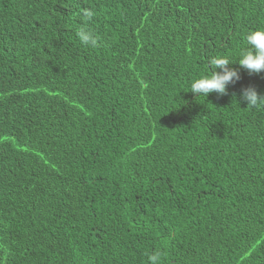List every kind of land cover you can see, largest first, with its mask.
I'll list each match as a JSON object with an SVG mask.
<instances>
[{
	"label": "trees",
	"instance_id": "16d2710c",
	"mask_svg": "<svg viewBox=\"0 0 264 264\" xmlns=\"http://www.w3.org/2000/svg\"><path fill=\"white\" fill-rule=\"evenodd\" d=\"M257 29L264 0H0V264H264ZM215 56L241 78L197 97Z\"/></svg>",
	"mask_w": 264,
	"mask_h": 264
},
{
	"label": "clouds",
	"instance_id": "9594fccd",
	"mask_svg": "<svg viewBox=\"0 0 264 264\" xmlns=\"http://www.w3.org/2000/svg\"><path fill=\"white\" fill-rule=\"evenodd\" d=\"M93 11L84 10L83 16L86 20L93 18ZM80 44L95 47L98 43L95 34L87 27H81L76 33ZM248 48L241 51L237 62L239 68L246 70L250 75L264 72V29L250 31L245 37ZM233 61L226 56H215L209 60L211 75H203L191 82L190 90L197 97L206 98L210 93L217 95L226 94L229 85L240 80V73L237 68L229 67ZM242 102H245L249 109L264 110V94L258 93L255 87L242 88L239 94ZM162 253L156 251L148 257L149 264H161Z\"/></svg>",
	"mask_w": 264,
	"mask_h": 264
}]
</instances>
